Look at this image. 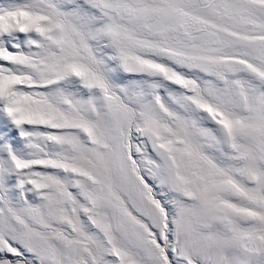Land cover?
<instances>
[{
	"label": "snow or ice",
	"instance_id": "1",
	"mask_svg": "<svg viewBox=\"0 0 264 264\" xmlns=\"http://www.w3.org/2000/svg\"><path fill=\"white\" fill-rule=\"evenodd\" d=\"M0 264H264V0H0Z\"/></svg>",
	"mask_w": 264,
	"mask_h": 264
}]
</instances>
